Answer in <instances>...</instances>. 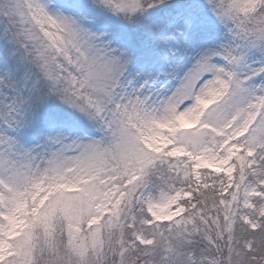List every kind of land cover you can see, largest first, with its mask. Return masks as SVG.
<instances>
[{
    "label": "snow or ice",
    "instance_id": "snow-or-ice-1",
    "mask_svg": "<svg viewBox=\"0 0 264 264\" xmlns=\"http://www.w3.org/2000/svg\"><path fill=\"white\" fill-rule=\"evenodd\" d=\"M0 264H264V0H0Z\"/></svg>",
    "mask_w": 264,
    "mask_h": 264
}]
</instances>
